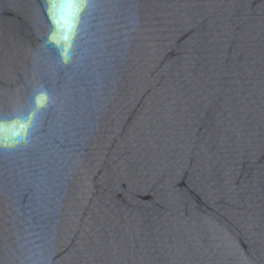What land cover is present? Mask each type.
Instances as JSON below:
<instances>
[{"label": "water", "instance_id": "1", "mask_svg": "<svg viewBox=\"0 0 264 264\" xmlns=\"http://www.w3.org/2000/svg\"><path fill=\"white\" fill-rule=\"evenodd\" d=\"M201 264H264V0H159Z\"/></svg>", "mask_w": 264, "mask_h": 264}]
</instances>
